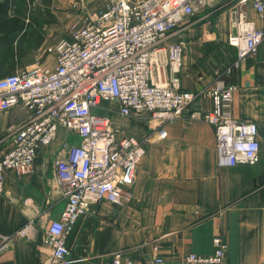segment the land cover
I'll return each instance as SVG.
<instances>
[{"label":"crops","instance_id":"0c3cea01","mask_svg":"<svg viewBox=\"0 0 264 264\" xmlns=\"http://www.w3.org/2000/svg\"><path fill=\"white\" fill-rule=\"evenodd\" d=\"M109 2L100 0L90 13L104 10ZM76 5L77 0H52L51 7L58 14ZM201 8L204 16L184 18L167 38L169 44L182 43L180 86L193 99L176 120L162 125L150 116L130 118L131 135L146 141L134 171L131 202L123 208L107 202L89 208L67 235L66 260L52 263L45 227L60 219L65 205L54 161L64 141L78 143L70 132L59 130L50 145L37 149L29 174H6L0 193V264H101L114 253L133 264H148L155 255L179 264L191 253L210 255L216 237L225 245L226 264H264V40L225 77L236 86L233 118L257 125L258 161L217 167L213 127L202 118L211 109L208 87L234 60L227 39L238 12L261 29L264 17L257 15L252 0L243 6L237 0H211ZM22 22L28 21L0 20V38ZM28 51L36 57L34 47ZM16 58L0 49V76L35 65H18ZM27 117L18 107L0 113V157Z\"/></svg>","mask_w":264,"mask_h":264},{"label":"built area","instance_id":"2783aa9c","mask_svg":"<svg viewBox=\"0 0 264 264\" xmlns=\"http://www.w3.org/2000/svg\"><path fill=\"white\" fill-rule=\"evenodd\" d=\"M208 3L110 0L104 10L43 48L53 64L36 63L0 79V113L17 107L28 113L11 147L0 157V193L6 174H29L37 149L50 145L59 130L78 138L76 144L64 141L54 161L65 205L60 219L45 227L44 242L52 263L66 260L67 235L90 207L107 202L123 208L133 198L134 171L145 154L146 141L127 133L111 115L150 116L162 125L176 120L193 99L180 86L182 43L169 44L167 38L184 18ZM246 3L237 0L238 5ZM252 7L264 17V0H252ZM263 40L264 29L248 20L245 12H238L227 39L235 50L234 60L208 87L211 109L202 113L213 127L219 168L254 165L259 159L257 125L233 118L236 86L227 84L225 77L239 69ZM159 133L164 135L162 127ZM212 244L210 255L191 253L179 264H226L222 239L216 237ZM101 264L133 263L114 253ZM148 264L168 263L155 255Z\"/></svg>","mask_w":264,"mask_h":264},{"label":"rangeland","instance_id":"374dc122","mask_svg":"<svg viewBox=\"0 0 264 264\" xmlns=\"http://www.w3.org/2000/svg\"><path fill=\"white\" fill-rule=\"evenodd\" d=\"M211 3V0H208ZM82 0H77L75 7L66 8L59 11L51 7L52 0H0V20L30 21L22 22L19 28H12L7 33H3L0 38L1 50L6 51L12 56H18L13 59L14 63L23 65L27 63H40L44 65L53 64V57L43 53L46 45L52 44L58 38L67 36L71 28H77L82 25L83 19L96 13H90L93 8L98 7L100 0L95 3L81 4ZM205 10L197 9L193 16H204ZM208 16H205L206 18ZM11 31V32H10ZM37 50L34 56L32 50ZM6 77L0 76L1 78ZM111 120L118 125H122L126 131L133 134L131 125L133 119H121L115 114L111 115ZM139 119V118H137ZM128 128V129H127ZM131 129V130H130ZM63 135L59 134V138ZM91 208V207H90Z\"/></svg>","mask_w":264,"mask_h":264},{"label":"trees","instance_id":"16d2710c","mask_svg":"<svg viewBox=\"0 0 264 264\" xmlns=\"http://www.w3.org/2000/svg\"><path fill=\"white\" fill-rule=\"evenodd\" d=\"M12 31H14V30H12ZM14 32H16V31H14Z\"/></svg>","mask_w":264,"mask_h":264}]
</instances>
